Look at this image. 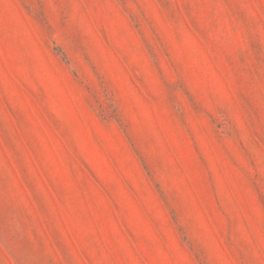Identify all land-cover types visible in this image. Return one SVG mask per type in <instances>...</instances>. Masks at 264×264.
Segmentation results:
<instances>
[{
  "label": "rangeland",
  "instance_id": "1",
  "mask_svg": "<svg viewBox=\"0 0 264 264\" xmlns=\"http://www.w3.org/2000/svg\"><path fill=\"white\" fill-rule=\"evenodd\" d=\"M0 264H264V0H0Z\"/></svg>",
  "mask_w": 264,
  "mask_h": 264
}]
</instances>
